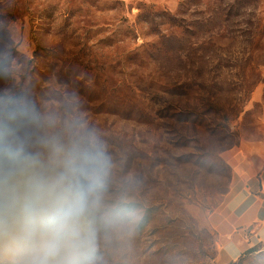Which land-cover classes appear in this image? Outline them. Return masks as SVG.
<instances>
[{"label":"rangeland","instance_id":"obj_1","mask_svg":"<svg viewBox=\"0 0 264 264\" xmlns=\"http://www.w3.org/2000/svg\"><path fill=\"white\" fill-rule=\"evenodd\" d=\"M245 141L264 142V0H0V257L40 231L12 196L99 148L95 264H264L210 224Z\"/></svg>","mask_w":264,"mask_h":264},{"label":"clouds","instance_id":"obj_2","mask_svg":"<svg viewBox=\"0 0 264 264\" xmlns=\"http://www.w3.org/2000/svg\"><path fill=\"white\" fill-rule=\"evenodd\" d=\"M108 161L102 151H85L51 179L34 178L22 199V211L40 226L31 256L0 257V264H95V232L90 221L98 194L104 189Z\"/></svg>","mask_w":264,"mask_h":264},{"label":"crops","instance_id":"obj_3","mask_svg":"<svg viewBox=\"0 0 264 264\" xmlns=\"http://www.w3.org/2000/svg\"><path fill=\"white\" fill-rule=\"evenodd\" d=\"M232 184L226 200L210 217L227 253L241 255L264 241V142L245 141L229 151Z\"/></svg>","mask_w":264,"mask_h":264},{"label":"trees","instance_id":"obj_4","mask_svg":"<svg viewBox=\"0 0 264 264\" xmlns=\"http://www.w3.org/2000/svg\"><path fill=\"white\" fill-rule=\"evenodd\" d=\"M254 251V249H250L249 251H248V253H251V252H253ZM233 264H235V263H233Z\"/></svg>","mask_w":264,"mask_h":264}]
</instances>
